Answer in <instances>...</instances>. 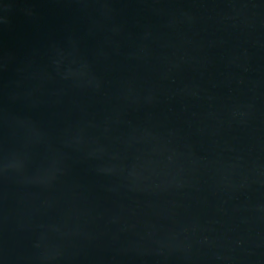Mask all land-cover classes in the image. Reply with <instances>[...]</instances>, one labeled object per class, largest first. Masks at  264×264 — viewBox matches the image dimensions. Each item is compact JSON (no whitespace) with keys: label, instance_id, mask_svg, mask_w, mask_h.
<instances>
[{"label":"water","instance_id":"1","mask_svg":"<svg viewBox=\"0 0 264 264\" xmlns=\"http://www.w3.org/2000/svg\"><path fill=\"white\" fill-rule=\"evenodd\" d=\"M0 264H264V0H0Z\"/></svg>","mask_w":264,"mask_h":264}]
</instances>
